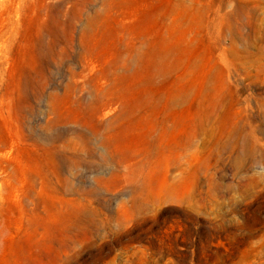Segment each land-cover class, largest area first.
Wrapping results in <instances>:
<instances>
[{
    "label": "rangeland",
    "instance_id": "rangeland-1",
    "mask_svg": "<svg viewBox=\"0 0 264 264\" xmlns=\"http://www.w3.org/2000/svg\"><path fill=\"white\" fill-rule=\"evenodd\" d=\"M0 264H264V0H0Z\"/></svg>",
    "mask_w": 264,
    "mask_h": 264
}]
</instances>
